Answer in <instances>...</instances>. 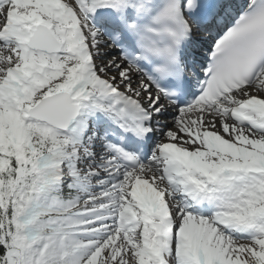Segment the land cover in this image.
<instances>
[{
	"label": "snow or ice",
	"instance_id": "obj_1",
	"mask_svg": "<svg viewBox=\"0 0 264 264\" xmlns=\"http://www.w3.org/2000/svg\"><path fill=\"white\" fill-rule=\"evenodd\" d=\"M0 264H264V0H0Z\"/></svg>",
	"mask_w": 264,
	"mask_h": 264
}]
</instances>
